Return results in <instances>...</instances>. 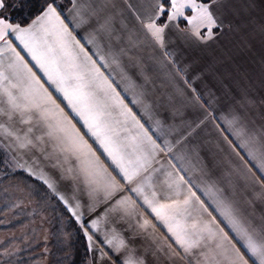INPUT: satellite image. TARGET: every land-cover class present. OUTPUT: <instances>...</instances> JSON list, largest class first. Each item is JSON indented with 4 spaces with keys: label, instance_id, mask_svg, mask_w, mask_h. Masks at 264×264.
I'll return each mask as SVG.
<instances>
[{
    "label": "snow or ice",
    "instance_id": "1",
    "mask_svg": "<svg viewBox=\"0 0 264 264\" xmlns=\"http://www.w3.org/2000/svg\"><path fill=\"white\" fill-rule=\"evenodd\" d=\"M10 6L0 0L2 163L46 186L86 239L89 264H264V0H45L23 24ZM169 44L221 47L219 90L232 101L221 131L239 162L219 175L186 142L191 126L158 142L166 126L139 52L159 48L151 58L176 67Z\"/></svg>",
    "mask_w": 264,
    "mask_h": 264
},
{
    "label": "crops",
    "instance_id": "2",
    "mask_svg": "<svg viewBox=\"0 0 264 264\" xmlns=\"http://www.w3.org/2000/svg\"><path fill=\"white\" fill-rule=\"evenodd\" d=\"M58 2L62 5H67L69 0H58ZM115 2L121 7L123 6V0H115ZM132 2L135 3L136 0H132ZM123 15L126 17L128 26L132 27L135 21L131 13L125 11ZM119 26V17H117V27ZM220 44L224 45L226 41L221 40ZM169 47H179V51H177L175 57L178 62L176 67L184 69V71L177 72L176 67H173L168 61H164V64L161 65L157 60L152 59V56L159 55V48L155 52L149 51L147 48L139 52L147 75L151 80L149 85L151 90L148 94V99L156 106L154 107V111L162 118V123L166 126L156 133L159 136L158 142L162 144L163 140L167 138L174 143L177 132H170V129L176 126L180 132H187L189 126H191L193 131L186 137V142L188 144H198L202 155L214 157L217 162L215 172L219 175L229 169L232 163L239 162V158L224 140V136L227 133L221 131V128L225 126L221 117L222 115H227L228 105L232 103L231 99L226 98L222 91L219 90L218 73L223 71L224 65L217 64L216 59L222 55L221 47L216 44L208 47H186L183 45L169 44ZM258 48L259 46L257 45V55ZM237 59L242 60L245 67L253 69L254 75L258 74V66L250 63L247 57L242 56ZM186 65L187 68L185 69ZM197 76L198 78L194 79ZM119 78V69H116V79L119 80ZM185 79L200 93L201 99L199 101L193 99L195 93L184 83ZM178 89H183L184 95H181ZM214 96L216 99H213ZM127 99H131V96L127 97ZM173 109H176L175 113ZM133 110L136 111V108ZM138 115H140L139 112ZM206 116L207 118H205ZM179 150L180 145H177L172 151L175 153ZM158 158H162L160 162L164 164H167L170 160L169 154L164 152H160ZM17 171L22 172L20 170ZM22 173L35 181L39 187L41 186L44 192L47 191L46 186L39 180L29 176L27 173ZM198 175V173H193V178L196 179ZM247 194L249 196L252 194L251 189L247 190ZM52 199L56 201L55 197H52ZM56 202L59 204L58 201ZM59 206L63 209L61 204ZM256 207L257 209L261 207L259 202H257ZM64 212L69 215L66 211ZM13 226L11 229H13ZM5 242V247L10 245L9 239ZM17 242L19 247H21L20 252L24 253L25 257L27 254H32L34 250V256L42 255L44 239L35 237L34 243L32 244L33 239L31 237L20 236L18 240L16 239L13 242V245H16ZM84 242L86 247L85 264H89V260L92 259V254L87 250V241L85 238ZM96 246L99 247V245ZM96 264H101V262L97 261ZM161 264H169V261L161 256ZM177 264H181V262L177 261Z\"/></svg>",
    "mask_w": 264,
    "mask_h": 264
},
{
    "label": "rangeland",
    "instance_id": "3",
    "mask_svg": "<svg viewBox=\"0 0 264 264\" xmlns=\"http://www.w3.org/2000/svg\"><path fill=\"white\" fill-rule=\"evenodd\" d=\"M2 160L3 157L0 156V264H23L19 261L21 257H25V254L20 252L21 247L18 242L13 245L20 236L31 237L32 244L34 236L43 238L44 250L51 251L54 255L56 248L54 240L56 241L60 234L66 233L64 229L67 226V221L60 218L57 215L58 212L52 215L53 209L60 207L59 204L52 199L49 200L41 186L36 188L30 185L27 189L22 180L26 177L13 178L12 173L17 170L7 168ZM20 188H23V191ZM41 192L44 194L41 195ZM12 226L13 229H11ZM8 239L10 245L5 247V241ZM34 254L35 250L32 254H27L25 258L31 259Z\"/></svg>",
    "mask_w": 264,
    "mask_h": 264
},
{
    "label": "trees",
    "instance_id": "4",
    "mask_svg": "<svg viewBox=\"0 0 264 264\" xmlns=\"http://www.w3.org/2000/svg\"><path fill=\"white\" fill-rule=\"evenodd\" d=\"M44 3L45 0H9V4L11 6L5 9L4 11L5 14L10 17L13 23L23 24L30 22V20L35 15H37ZM12 174L11 175L13 176V178H23V176H25L22 172L19 171H16ZM6 180H8V178ZM22 180L24 181V185L27 187V189L30 185H34L36 188H39V186L35 183V181L31 180L29 177L23 178ZM40 194L42 195L44 193L41 192ZM52 201L54 200L52 199ZM54 209L52 215H54L55 212L56 213L58 212L57 215H59L60 218L65 219L67 221V226L64 229L66 233L62 234L63 236L60 234L59 235L60 239L57 238L56 241L54 240V244H56L54 255L53 253H51V251L44 250L45 245L44 246L42 245L43 248L42 255H38V256L33 255L31 259L21 258L19 263L85 264L86 247L82 233L78 230L74 222H70L69 215H67L61 207L59 208L56 207ZM57 215L55 216L56 218ZM55 223L57 222L55 221ZM39 239H43V238H39Z\"/></svg>",
    "mask_w": 264,
    "mask_h": 264
}]
</instances>
